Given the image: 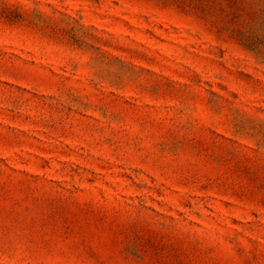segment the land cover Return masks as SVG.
<instances>
[{
  "label": "rangeland",
  "instance_id": "374dc122",
  "mask_svg": "<svg viewBox=\"0 0 264 264\" xmlns=\"http://www.w3.org/2000/svg\"><path fill=\"white\" fill-rule=\"evenodd\" d=\"M0 264H264V0H0Z\"/></svg>",
  "mask_w": 264,
  "mask_h": 264
}]
</instances>
